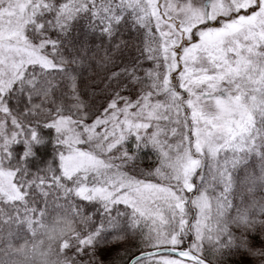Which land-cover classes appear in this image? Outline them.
Instances as JSON below:
<instances>
[{"label":"snow or ice","instance_id":"snow-or-ice-1","mask_svg":"<svg viewBox=\"0 0 264 264\" xmlns=\"http://www.w3.org/2000/svg\"><path fill=\"white\" fill-rule=\"evenodd\" d=\"M0 264H264V0H0Z\"/></svg>","mask_w":264,"mask_h":264},{"label":"trees","instance_id":"trees-1","mask_svg":"<svg viewBox=\"0 0 264 264\" xmlns=\"http://www.w3.org/2000/svg\"><path fill=\"white\" fill-rule=\"evenodd\" d=\"M22 149H23V146H18V150L22 151ZM36 153H37L36 157L30 161V167H32V168L42 166L48 160L51 159V157H52V146L50 144L41 146V147L36 149ZM143 167L145 169L153 167L152 159L147 154L145 155V158H144Z\"/></svg>","mask_w":264,"mask_h":264},{"label":"rangeland","instance_id":"rangeland-1","mask_svg":"<svg viewBox=\"0 0 264 264\" xmlns=\"http://www.w3.org/2000/svg\"><path fill=\"white\" fill-rule=\"evenodd\" d=\"M22 146V145H21Z\"/></svg>","mask_w":264,"mask_h":264}]
</instances>
